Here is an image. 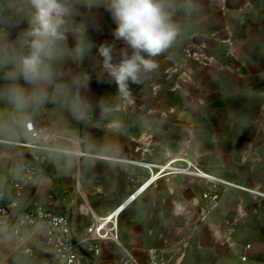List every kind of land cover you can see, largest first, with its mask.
Here are the masks:
<instances>
[{
	"label": "rangeland",
	"instance_id": "1",
	"mask_svg": "<svg viewBox=\"0 0 264 264\" xmlns=\"http://www.w3.org/2000/svg\"><path fill=\"white\" fill-rule=\"evenodd\" d=\"M254 1L175 0L172 18L180 34L171 49L155 58L157 70L143 84L131 85L130 99L112 93L102 104L122 110L120 124L103 123L104 111L96 104L82 121L70 112L54 114L50 129L60 147L76 150L80 141L81 151L112 158L83 157L80 189L58 185L55 190L63 194L69 212L86 201L97 214H107L120 205L112 201L126 181L132 193L150 176L147 169L124 161L165 164L183 158L202 173L235 185L166 172L122 213L120 245L107 243L111 248L105 246L94 264H145L150 249H157L167 264H223L222 251L234 242L226 231L238 230L241 220L236 214L227 218L222 202L264 198L245 190L264 193V78L249 75L264 70V39L257 38L260 30L264 36V17L254 11ZM246 6L249 14H244ZM195 19L197 32L191 26ZM0 145L6 146L1 152L8 162L20 152ZM100 162L108 166L102 175L96 170ZM127 166L134 167L133 174L127 175ZM215 187L220 199L210 204L202 196ZM1 257L0 252L4 264ZM18 261L41 264L26 255Z\"/></svg>",
	"mask_w": 264,
	"mask_h": 264
},
{
	"label": "clouds",
	"instance_id": "2",
	"mask_svg": "<svg viewBox=\"0 0 264 264\" xmlns=\"http://www.w3.org/2000/svg\"><path fill=\"white\" fill-rule=\"evenodd\" d=\"M174 5L175 0H0V105L7 109L0 112V140L20 138L32 113L47 104L87 119L92 73L82 67L85 60L98 70V81L114 84L122 99H130L131 85L143 84L157 70L155 58L180 34ZM100 9L116 27L114 42L97 46L89 29H98L94 13ZM115 41L123 47L117 49Z\"/></svg>",
	"mask_w": 264,
	"mask_h": 264
},
{
	"label": "built area",
	"instance_id": "3",
	"mask_svg": "<svg viewBox=\"0 0 264 264\" xmlns=\"http://www.w3.org/2000/svg\"><path fill=\"white\" fill-rule=\"evenodd\" d=\"M27 134L28 138L0 140L1 144L23 150L20 157L12 160L13 165L0 180V232L12 236L19 243L22 254L41 259V264H94L102 257L107 243L120 245L119 221L124 211L119 209L122 205L100 215L83 201L76 211L69 212L64 206L63 194L39 192L38 181L51 166L53 154H73L78 158L91 157V154L60 147L57 137L49 129L35 127L32 122ZM146 169L150 172L149 177L153 173L161 177L166 172L208 177L183 158H174L165 164H150ZM207 179L235 186L213 176ZM245 190L264 197V193L258 190ZM202 199L216 204L220 199L218 188L205 193ZM76 218L85 222L82 231L77 228ZM250 247L247 245L244 249ZM125 253L135 263L127 250ZM241 258L247 261L246 255ZM145 264H167V261L157 249H150Z\"/></svg>",
	"mask_w": 264,
	"mask_h": 264
},
{
	"label": "crops",
	"instance_id": "4",
	"mask_svg": "<svg viewBox=\"0 0 264 264\" xmlns=\"http://www.w3.org/2000/svg\"><path fill=\"white\" fill-rule=\"evenodd\" d=\"M254 4H256V7H253V9L258 17H264V0H255L253 5ZM249 9L250 8L246 6L243 10L244 14H249L251 11ZM227 10L229 11V9ZM94 15L96 23L99 25V27L98 29L90 27V39L93 40V42L97 46L103 42L113 43L114 38L112 36V31L116 27V25L112 21L110 14L103 9H100L96 11ZM192 25V29L197 32L199 29V23L197 19H195V21L191 23V26ZM206 25H208L207 20ZM206 29H208L207 26ZM262 32L263 31L260 30V32H258L257 34V38L259 41L261 39H264V36H262ZM69 42H72L71 38ZM115 44L117 49L122 48L123 46L119 41H115ZM248 44H251L250 40ZM92 56H97L96 48H93ZM82 67L87 70L90 69L89 72L92 73L90 90L89 92L85 93V95L88 96L91 105L96 104L102 106V104L107 100L108 95L111 96L112 93L117 94V89L114 84H109V86H107L105 85L106 83L103 84V82L97 80L96 71L98 70L93 69V63L90 59L85 60ZM249 75H251V77H253L254 79L264 78V70L254 69L253 72H249ZM203 88H205V91H208L207 86H203ZM112 109L116 108H110L109 106L101 107V110L104 112ZM5 111H7V109L0 105V112ZM67 112H70L67 107L47 104L41 109L32 113L31 122L35 127L47 128L53 134L50 127H53L54 125V114H63ZM20 138H28L27 129L20 133ZM112 147L114 151L115 148L114 146ZM5 148L6 146L0 145V180L8 173L11 165H13L12 161L8 162V160L2 157L1 151H3ZM75 149H82L80 142H76ZM22 152L23 150H20V152L17 153L16 157H14V159L12 160L20 157ZM81 159H83V157L78 158L73 154H53L51 156V166L47 168V170L42 174L40 180L38 181V191L41 193L47 191H56L55 189L58 187V185H75L76 189L79 190L81 177ZM107 167L108 166L106 164H102V162H100L96 167V170L99 171V174L102 175L107 170ZM141 168L146 169L143 167ZM125 170L127 175L133 174L134 167L127 166ZM48 174H52L53 176L48 177ZM54 176L57 179L56 181H54L53 179ZM132 187L133 186H131L130 183L126 181L124 188L121 190L119 195L116 196L115 200L112 201L113 206H117L118 203L120 204L122 201H124L131 194L129 190H131ZM221 207L223 209V212L227 214V218H230L233 216V214H236L235 216H237V218L241 220L238 230L228 229L226 231V235H229L228 237L234 240V242L232 243V246L230 245L228 247H225V249L222 251L223 264H264V198L254 200L240 199L237 201L224 200L221 204ZM76 223L78 230L82 231L85 222L83 220H80V218H76ZM79 225H82V227H79ZM247 245H250L251 247L246 250L244 248ZM110 248L111 246H106V249ZM0 252L3 254V257H1L3 260L1 259V261L4 262V264L8 263L9 261H14V264H18L17 261L19 260V257L24 255L19 251V243L17 242V240H15L12 236L1 232ZM242 255L247 256V261H242Z\"/></svg>",
	"mask_w": 264,
	"mask_h": 264
},
{
	"label": "bare ground",
	"instance_id": "5",
	"mask_svg": "<svg viewBox=\"0 0 264 264\" xmlns=\"http://www.w3.org/2000/svg\"><path fill=\"white\" fill-rule=\"evenodd\" d=\"M8 141V140H6ZM1 142V141H0ZM91 157H97V158H102V159H112V158H108V157H102V156H94L91 155ZM124 161V160H122ZM126 163H131V164H135L139 167H143V168H147L148 166H150V164H141V163H137V162H131V161H124ZM205 174V173H204ZM206 177V176H205ZM208 177L211 178V175H208ZM207 177V178H208ZM150 179V180H149ZM159 179V177H156V173H153V175L149 178H147L141 185H139L124 201H122V203H120V205H118L116 208H118L119 206H121V208L119 209V211L123 210L125 211L129 206H131L140 196H142L151 186H153V184ZM237 187V186H236Z\"/></svg>",
	"mask_w": 264,
	"mask_h": 264
},
{
	"label": "water",
	"instance_id": "6",
	"mask_svg": "<svg viewBox=\"0 0 264 264\" xmlns=\"http://www.w3.org/2000/svg\"><path fill=\"white\" fill-rule=\"evenodd\" d=\"M122 110L120 108H116V109H112V110H108L103 112L100 115L101 121L105 124H112V125H116V124H120L122 121ZM199 199L198 198H194L192 204L194 206H198L199 205ZM118 261V260H117Z\"/></svg>",
	"mask_w": 264,
	"mask_h": 264
}]
</instances>
